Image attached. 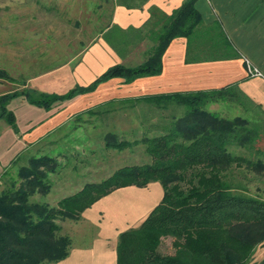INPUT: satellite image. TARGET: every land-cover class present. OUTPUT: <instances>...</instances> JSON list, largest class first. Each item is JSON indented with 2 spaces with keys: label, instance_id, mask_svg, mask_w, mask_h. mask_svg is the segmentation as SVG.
<instances>
[{
  "label": "trees",
  "instance_id": "16d2710c",
  "mask_svg": "<svg viewBox=\"0 0 264 264\" xmlns=\"http://www.w3.org/2000/svg\"><path fill=\"white\" fill-rule=\"evenodd\" d=\"M146 1H91V13L96 18L93 41L102 36L118 54L125 55L129 46L148 38L152 46L143 62L114 64L92 83L77 85L63 94L13 90L0 96V118L16 128L15 114L7 104L18 95L49 108L79 93L94 91L113 77L131 82L160 74L164 53L178 37L191 42L201 34L210 58L232 56V42L218 22L204 24L197 0H185L172 13L152 6L150 18L138 28L124 29L113 23L116 5L134 8ZM0 77L12 80L2 68ZM143 97L161 109L173 104L185 110L167 117L161 114L163 122L154 123V130L146 128L134 140L108 131L104 141L108 149L121 151L143 144L152 158L149 163L121 166L106 178L86 183L62 198L56 207L31 198L50 192L49 175L57 171V159L32 156L19 168L18 178L0 191V264L58 263L69 255L72 241L59 233L57 218L79 219L87 208L114 190L129 185L144 187L152 181L162 184L163 198L138 227L120 234L117 264L250 263L256 248L264 245V198L250 194L239 177L244 172L264 176V126L259 120L242 115L225 117L207 107L229 99L248 106L249 99L232 85ZM233 147L244 152L239 154ZM165 236L182 241L175 253L159 250ZM256 264H264V256Z\"/></svg>",
  "mask_w": 264,
  "mask_h": 264
},
{
  "label": "crops",
  "instance_id": "0c3cea01",
  "mask_svg": "<svg viewBox=\"0 0 264 264\" xmlns=\"http://www.w3.org/2000/svg\"><path fill=\"white\" fill-rule=\"evenodd\" d=\"M184 1L147 0L142 6L134 8L116 5L113 23L124 29L138 28L150 18L152 6L172 13ZM196 7L205 25L218 22L223 28L232 42L231 57L210 58L208 45L201 34L191 42L186 37H178L164 53L163 70L160 74L141 76L131 82L113 77L101 83L94 91L79 93L68 100L56 102L49 108L31 103L25 95L15 96L10 99L7 108L15 114L16 128L5 118H0V156L5 155L4 160H0V170L10 166L14 159L32 146L51 136L57 137V132L79 114L108 103L143 96L218 89L232 85L247 96L250 101L248 106L255 108L264 118V0H197ZM151 46L152 41L144 38L129 46L125 55H120L99 36L82 49L79 58L75 56L62 65L31 76H27L21 68L17 76L24 79L16 84L18 87L15 89L9 87L13 81L0 77V96L24 88L38 93L63 94L77 85L92 83L114 64H126L125 60L130 53L139 52L141 57L127 65L143 62ZM248 62L263 75L251 76ZM74 64L75 67L69 68ZM2 68L10 72L6 66ZM66 68L72 69V73L69 71L71 77L63 74L60 81L54 82L53 75ZM10 75L13 77L12 73ZM44 79L49 80L43 81ZM100 121L98 118L93 120L94 123ZM127 121L132 124L131 133L140 132V127L134 130L136 123H139L138 117L131 116ZM56 153L63 154L62 150ZM110 174L112 173L107 176ZM163 195L162 184L152 181L144 187H121L102 197L82 213L81 220L87 228L84 233H80L83 243L73 245L69 255L56 264H117L120 234L138 227L161 202Z\"/></svg>",
  "mask_w": 264,
  "mask_h": 264
},
{
  "label": "rangeland",
  "instance_id": "374dc122",
  "mask_svg": "<svg viewBox=\"0 0 264 264\" xmlns=\"http://www.w3.org/2000/svg\"><path fill=\"white\" fill-rule=\"evenodd\" d=\"M91 1L97 0H0V68L6 66L10 72L5 70L13 74V80L7 78L13 81V84L9 85L10 89L17 88L16 84H20L24 79L17 76L21 68L27 76H31L62 65L75 56L79 58L82 49L89 45L95 36L93 28L96 18L91 13ZM128 55L125 65L136 62L141 57L139 52ZM72 67H75V64L69 68ZM69 71L72 69L66 68L53 75L54 82L60 81L63 74L70 78ZM46 80L49 79L43 81ZM207 107L218 115L229 118L237 115L247 116L259 120L264 126V118L260 112L253 107L243 106L237 100L213 102ZM184 110L185 107L179 108L173 104L167 109H161L140 97L108 103L94 108L91 112L81 113L57 132V137L51 136L32 146L13 164L1 169L0 191L8 187L13 179L18 178L19 168L27 165L30 157L50 155L59 163L57 171L49 175L51 190L48 194L37 193L31 199L56 207L62 198L77 192L87 181L102 180L124 165L145 164L151 161L152 158L145 152L143 144L122 151L108 149L104 141L106 132L115 131L134 140L141 137L146 128L154 130V123L163 122L161 114L167 117L171 113L181 114ZM98 115L101 117H97ZM131 116L139 118V123H136L134 128L137 130V127H140L139 133L130 132L132 124L127 118ZM96 118L101 121L94 123ZM233 149L239 154L244 152L243 149ZM58 150H62L63 154H57ZM4 157L5 155L0 156V160L3 161ZM244 174L245 172L240 174L239 179L248 192L264 198V176L251 172ZM56 222L61 227L59 233L70 236L71 246L83 243L80 233H84L87 228L81 218L59 217ZM181 244L182 241L165 236L159 250L165 254H173ZM263 256L264 245L258 246L249 264H256Z\"/></svg>",
  "mask_w": 264,
  "mask_h": 264
},
{
  "label": "built area",
  "instance_id": "2783aa9c",
  "mask_svg": "<svg viewBox=\"0 0 264 264\" xmlns=\"http://www.w3.org/2000/svg\"><path fill=\"white\" fill-rule=\"evenodd\" d=\"M248 72L251 76H261L263 75L262 72L255 66H253L252 64H250V62H248Z\"/></svg>",
  "mask_w": 264,
  "mask_h": 264
}]
</instances>
